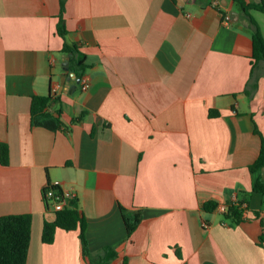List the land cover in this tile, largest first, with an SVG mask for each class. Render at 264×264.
I'll return each instance as SVG.
<instances>
[{
  "label": "crops",
  "instance_id": "0c3cea01",
  "mask_svg": "<svg viewBox=\"0 0 264 264\" xmlns=\"http://www.w3.org/2000/svg\"><path fill=\"white\" fill-rule=\"evenodd\" d=\"M213 1L0 0V217L32 216L27 264H264V195L249 171L264 138L251 19L264 37V13ZM65 44L85 58L77 88L61 86ZM55 84L48 112L63 128L50 131L31 106ZM54 181L78 195L90 258L79 231L42 242ZM122 209L142 214L130 237Z\"/></svg>",
  "mask_w": 264,
  "mask_h": 264
},
{
  "label": "trees",
  "instance_id": "16d2710c",
  "mask_svg": "<svg viewBox=\"0 0 264 264\" xmlns=\"http://www.w3.org/2000/svg\"><path fill=\"white\" fill-rule=\"evenodd\" d=\"M247 15L250 10H258L264 13V0L259 4H247L244 0H233ZM254 25L255 33L253 37L254 43V66L264 61V37L257 24L251 19ZM57 33L65 39L66 29L64 20L60 19ZM62 53L69 58V72L76 78L81 79L86 71L85 58L82 57L75 46L64 45ZM56 101L51 95L48 97H34L31 106L32 124L42 127L50 131H58L63 128L60 116H54L48 112L49 107ZM210 117H217V111H211ZM256 133L261 137L258 130ZM262 146L260 154L256 162L249 167L250 173L254 176L253 191L264 195V180L261 176V170L264 168V138L261 137ZM0 164L2 166L9 165V149L6 144H0ZM216 208V205L209 203L204 205L206 211ZM55 218L52 222L45 220L42 229V242L44 244H52L55 239L57 230L79 231V239L81 242L82 256L84 259L90 258V251L85 235V220L81 213L74 207L61 212L54 213ZM122 217L126 227L127 236L130 237L142 222V214L140 211L128 212L122 209ZM228 219L239 224L243 220V214L235 206H230L226 214ZM32 216L9 215L0 217V264H27L28 251L31 240ZM107 251V249H105ZM92 264H102L101 261H92Z\"/></svg>",
  "mask_w": 264,
  "mask_h": 264
},
{
  "label": "built area",
  "instance_id": "2783aa9c",
  "mask_svg": "<svg viewBox=\"0 0 264 264\" xmlns=\"http://www.w3.org/2000/svg\"><path fill=\"white\" fill-rule=\"evenodd\" d=\"M213 3L216 5L218 0H214ZM225 23L231 22V16L228 15L224 18ZM59 85H54L52 89V97L58 96ZM89 89V83L86 79L82 81V90L87 91ZM44 202L49 211L53 213L61 212L66 209H73V203L77 200V193L72 188H66L62 182L54 181L49 182L44 187L43 191ZM221 213L227 214L229 207L221 205L218 207Z\"/></svg>",
  "mask_w": 264,
  "mask_h": 264
},
{
  "label": "water",
  "instance_id": "95a60500",
  "mask_svg": "<svg viewBox=\"0 0 264 264\" xmlns=\"http://www.w3.org/2000/svg\"><path fill=\"white\" fill-rule=\"evenodd\" d=\"M69 63L68 62H64V71H65V75L64 77L61 79V86L62 88L65 86V83L66 82H70V81H73L75 82V85L73 88H77V86L81 83V79L79 78H76V77H72V76H69L68 73H69Z\"/></svg>",
  "mask_w": 264,
  "mask_h": 264
}]
</instances>
